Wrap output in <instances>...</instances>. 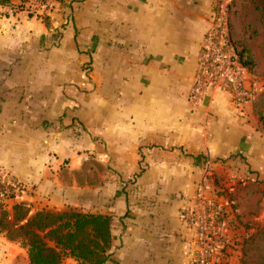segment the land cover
<instances>
[{"label": "crops", "instance_id": "crops-1", "mask_svg": "<svg viewBox=\"0 0 264 264\" xmlns=\"http://www.w3.org/2000/svg\"><path fill=\"white\" fill-rule=\"evenodd\" d=\"M214 5L0 6V167L23 185L10 214L9 201L29 217L110 216L105 264H191L179 212L206 181L226 214V261L241 264L244 237L264 223V132L255 101L189 100ZM26 253L0 233L1 264H29Z\"/></svg>", "mask_w": 264, "mask_h": 264}, {"label": "built area", "instance_id": "built-area-1", "mask_svg": "<svg viewBox=\"0 0 264 264\" xmlns=\"http://www.w3.org/2000/svg\"><path fill=\"white\" fill-rule=\"evenodd\" d=\"M233 0H214V12L209 29L204 33L197 69L189 93V100L197 105L209 94L221 92L234 106L254 102L263 87L252 77L236 52L230 33L229 9ZM0 202L9 195L14 199L23 185L0 167ZM206 181L198 184L196 192L179 212L180 219L192 232L191 264H228L224 234L225 212L210 194Z\"/></svg>", "mask_w": 264, "mask_h": 264}, {"label": "trees", "instance_id": "trees-1", "mask_svg": "<svg viewBox=\"0 0 264 264\" xmlns=\"http://www.w3.org/2000/svg\"><path fill=\"white\" fill-rule=\"evenodd\" d=\"M15 1L26 0H0V6L14 7ZM237 1H240L239 9L234 12V18L240 26L246 20L244 9L250 7L256 13L261 12L264 28V0H233L229 9L230 17ZM229 19L234 48L243 64L253 73L250 61L245 58L249 52L248 43L244 38L241 42H235ZM259 121L264 132V114L259 115ZM111 221L110 216L72 210L62 213L41 210L29 217V209L23 203L15 204L10 214L5 204L0 202V233L26 249L29 264H62L66 257L73 258L77 264H105L111 255ZM253 249L260 252L255 261L249 257ZM241 264H264V227L244 237Z\"/></svg>", "mask_w": 264, "mask_h": 264}, {"label": "rangeland", "instance_id": "rangeland-1", "mask_svg": "<svg viewBox=\"0 0 264 264\" xmlns=\"http://www.w3.org/2000/svg\"><path fill=\"white\" fill-rule=\"evenodd\" d=\"M81 2H82V0L81 1L80 0H61L60 2H57V3H59L60 5H63V6H66L67 4H70L72 6L75 4L78 5ZM239 3H240V1L236 2L235 6L233 7V13L231 14V17H230L231 18L232 32H233V37H234L235 42H237L238 40H240L239 42H241L244 38L246 40V43H248L247 46H249V52L247 51V53L245 54L246 57L245 56L244 57L247 58L252 65V69H253V73L251 72L252 77L257 81V83L260 86L263 87V93H261L260 96L255 101L256 106L258 107V110H259L258 114L260 115V114H264V34H263L264 28H263V24H262L261 19H260L261 12L256 13L250 7L244 9L246 20L243 23H241V26H240L236 17L234 18V12H236L237 9H239V6H238ZM15 4H16L15 6H18L19 8L22 7L23 9H28V10L32 9V8H37L40 6H43L45 9H49L51 6V1L50 0H26L24 2L15 1ZM225 184L226 183L222 184L221 186L226 187ZM1 189L2 188H0V191H1ZM9 196L11 198H8L7 200H10L11 202H13L14 197L12 195H9ZM10 201H9V204H11L12 208L14 207L15 204H19V203H15L13 205ZM20 203H23V202H20ZM258 209L259 210L264 209V203H263V205H259ZM44 210H46V209H44ZM71 210L81 212V213H85V212L74 210V209L66 210L64 212L71 211ZM48 211H51V210H48ZM54 213H56V212H54ZM59 213H62V212H59ZM93 214H98V213H93ZM259 218H261L262 222H263L264 216H261ZM263 227H264V223L261 226L258 225V227L255 228V230L252 232L261 230ZM1 234H3L5 237L4 233H1ZM224 234H225V232H224ZM17 243L18 242H16V244ZM18 245H19V243H18ZM111 246H112V243H111ZM259 254H260L259 251H255L253 249L249 252V257H252L253 261H255V260H258ZM20 257L21 258H20V261L18 262V264L23 263V260H22L23 256L21 255ZM66 258H64L62 264H77V262L73 258L72 259L67 258V259H71V260H66ZM0 264H1V261H0Z\"/></svg>", "mask_w": 264, "mask_h": 264}]
</instances>
